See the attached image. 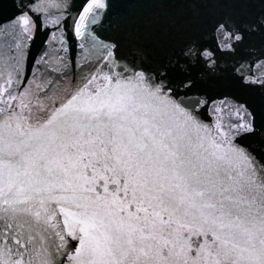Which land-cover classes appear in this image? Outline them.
Listing matches in <instances>:
<instances>
[{
	"label": "snow or ice",
	"instance_id": "1",
	"mask_svg": "<svg viewBox=\"0 0 264 264\" xmlns=\"http://www.w3.org/2000/svg\"><path fill=\"white\" fill-rule=\"evenodd\" d=\"M0 264H264V0H0Z\"/></svg>",
	"mask_w": 264,
	"mask_h": 264
}]
</instances>
